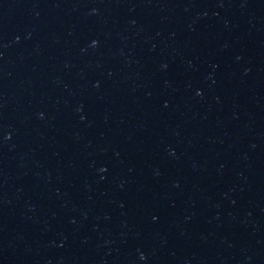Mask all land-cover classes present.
I'll list each match as a JSON object with an SVG mask.
<instances>
[{
  "label": "water",
  "instance_id": "95a60500",
  "mask_svg": "<svg viewBox=\"0 0 264 264\" xmlns=\"http://www.w3.org/2000/svg\"><path fill=\"white\" fill-rule=\"evenodd\" d=\"M0 264H264V0H0Z\"/></svg>",
  "mask_w": 264,
  "mask_h": 264
},
{
  "label": "clouds",
  "instance_id": "9594fccd",
  "mask_svg": "<svg viewBox=\"0 0 264 264\" xmlns=\"http://www.w3.org/2000/svg\"><path fill=\"white\" fill-rule=\"evenodd\" d=\"M93 43H96V41H93Z\"/></svg>",
  "mask_w": 264,
  "mask_h": 264
}]
</instances>
